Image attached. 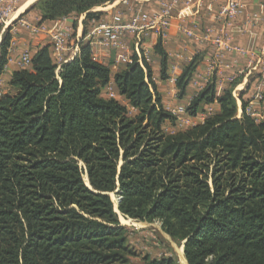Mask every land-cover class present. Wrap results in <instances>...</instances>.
I'll return each instance as SVG.
<instances>
[{
	"label": "trees",
	"instance_id": "1",
	"mask_svg": "<svg viewBox=\"0 0 264 264\" xmlns=\"http://www.w3.org/2000/svg\"><path fill=\"white\" fill-rule=\"evenodd\" d=\"M116 1L38 0L30 10L41 23L86 14V32L103 15L93 10ZM11 39L6 32L1 42L0 77ZM157 51L166 79L168 59ZM199 62L178 77L180 98ZM110 82V66L95 61L87 43L60 68L43 46L0 92V264H136L112 193L124 217L159 221L172 240L185 241L188 264H264V122L245 112L238 119L232 88L217 97L211 84L188 112L215 103L219 111L168 133L175 118L147 63L114 76L135 114L104 96Z\"/></svg>",
	"mask_w": 264,
	"mask_h": 264
},
{
	"label": "crops",
	"instance_id": "2",
	"mask_svg": "<svg viewBox=\"0 0 264 264\" xmlns=\"http://www.w3.org/2000/svg\"><path fill=\"white\" fill-rule=\"evenodd\" d=\"M14 1L17 3V0ZM37 1L19 0L18 8L15 7L13 11V22L8 21L7 27L0 26V47L6 32H10L12 36L8 61L0 77L2 94L9 92L13 73L23 69L12 62L29 53L32 59L38 48L50 46L51 35L61 28L71 36L69 50L64 53L70 62L75 58L71 50L74 42L90 29L89 22L85 32L86 14L41 23L39 11L30 10ZM123 1L117 0L113 5L98 7L93 11L103 13L101 20L121 14L125 22H130L137 17L139 11L151 13L159 10L162 2L169 0ZM227 2L228 0H179L173 10L172 26L166 31L165 37L158 39L150 31L145 38L148 49L142 59L143 67L145 68V63L151 67L152 81L157 86L162 105L175 118V124H165L168 133L200 125L219 111V105L215 103L206 106L197 116H191L188 112L192 100L211 84L215 86L217 97L232 88L238 119L251 106L257 113L255 121L264 122V100L260 101L258 98L260 92L264 94V0H243L241 13L233 17H228L225 12ZM23 7L25 9L22 10ZM34 29H38L39 33L35 34ZM134 44L135 38L127 34L121 38V46L117 50L94 48L98 53L97 62L111 68V82L104 91V96L119 101L132 115L136 110L119 95L114 76L129 65L125 62V57L137 59L133 55ZM157 47L168 59L166 79L162 78V57ZM50 49L53 57V50ZM195 58H200V62L187 86L185 96L180 98L177 79ZM30 66L31 63L24 68Z\"/></svg>",
	"mask_w": 264,
	"mask_h": 264
},
{
	"label": "built area",
	"instance_id": "3",
	"mask_svg": "<svg viewBox=\"0 0 264 264\" xmlns=\"http://www.w3.org/2000/svg\"><path fill=\"white\" fill-rule=\"evenodd\" d=\"M17 3L14 0H0V26L7 27V22L11 21L13 17V11L18 8ZM179 0H169L168 2H162L159 10H153L151 13L145 11H139L137 17L130 21L125 22L121 14H115L108 20H96L90 21V29L81 38L74 42L72 51L74 57L80 53V46L87 43L91 46V52L93 59L98 60V53L94 48L101 47L106 50H117L121 46V38L124 35H132L135 38L133 55L137 59L127 56L124 58L125 62L129 65L138 63L145 70L142 64V59L147 52V45L145 38L150 31H153L158 39H163L166 35V31L172 26L173 10L177 6ZM243 0H228L225 12L228 17H233L241 13L243 9ZM127 3L126 0L123 1ZM15 4V5H14ZM18 20V19H17ZM16 20V21H17ZM13 28V26H11ZM35 34L39 33L38 29L33 30ZM71 36L64 30H56L50 37V48L53 50V57L59 68L63 63L69 62V58H66L64 53L69 50L68 43L71 40ZM20 68H24L31 63V54H26L21 59L12 62ZM6 67V66H5ZM264 78V71H263ZM260 101L264 100V94L260 92L258 94ZM182 110V108H181ZM246 114L251 118L257 117L256 111L251 106L246 110Z\"/></svg>",
	"mask_w": 264,
	"mask_h": 264
},
{
	"label": "rangeland",
	"instance_id": "4",
	"mask_svg": "<svg viewBox=\"0 0 264 264\" xmlns=\"http://www.w3.org/2000/svg\"><path fill=\"white\" fill-rule=\"evenodd\" d=\"M86 178L87 176L84 175L85 183ZM111 198L115 204V212L118 214L121 226L127 228L129 246L139 255L138 258L133 259L134 263H143L141 260L144 257H149L151 260L174 257L178 260V264H188L184 254L185 241L178 243L172 240L162 231V225L159 221L147 223L124 217L119 210H116L117 200H119L116 194L112 193Z\"/></svg>",
	"mask_w": 264,
	"mask_h": 264
},
{
	"label": "water",
	"instance_id": "5",
	"mask_svg": "<svg viewBox=\"0 0 264 264\" xmlns=\"http://www.w3.org/2000/svg\"><path fill=\"white\" fill-rule=\"evenodd\" d=\"M86 186H88L89 188H91L89 180H88V176H87V182H86ZM121 199L117 200V205H116V210H119V203H120Z\"/></svg>",
	"mask_w": 264,
	"mask_h": 264
},
{
	"label": "bare ground",
	"instance_id": "6",
	"mask_svg": "<svg viewBox=\"0 0 264 264\" xmlns=\"http://www.w3.org/2000/svg\"><path fill=\"white\" fill-rule=\"evenodd\" d=\"M32 1H34V0H32ZM27 5H28V4H27ZM27 5H26V6H27ZM26 6H25V7H26ZM25 7H23L22 10L25 9ZM86 182H87V178H86ZM123 221H124V220H123Z\"/></svg>",
	"mask_w": 264,
	"mask_h": 264
}]
</instances>
